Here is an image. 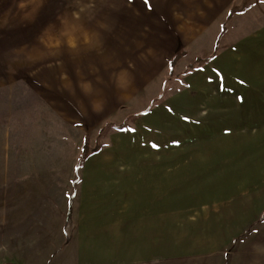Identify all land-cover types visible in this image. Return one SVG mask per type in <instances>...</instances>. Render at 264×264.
<instances>
[{
	"label": "rangeland",
	"instance_id": "obj_1",
	"mask_svg": "<svg viewBox=\"0 0 264 264\" xmlns=\"http://www.w3.org/2000/svg\"><path fill=\"white\" fill-rule=\"evenodd\" d=\"M96 4L0 0V219L8 196L1 191L3 179L18 178L1 175L9 169L86 162L111 170L101 176L110 179L119 167L148 169L155 179L166 169L169 200L163 209L154 207V217L169 216L170 238L164 249L154 247L155 263L168 254L187 264L207 259L191 256L205 253L215 264H264V125H258L264 110L255 90L249 92L248 115L227 111L241 109L246 94L241 83L235 86L232 68L240 73L258 49L224 57L213 72L208 65L214 57H208L178 73L183 48L153 49L145 61L139 55L145 49H68L42 42L52 22L55 38L65 30L64 11ZM118 50L121 56L114 57ZM174 50L179 52L171 66ZM84 144L87 156L80 154ZM206 157L212 167L198 169L188 159ZM130 258L113 264L140 261Z\"/></svg>",
	"mask_w": 264,
	"mask_h": 264
},
{
	"label": "crops",
	"instance_id": "obj_2",
	"mask_svg": "<svg viewBox=\"0 0 264 264\" xmlns=\"http://www.w3.org/2000/svg\"><path fill=\"white\" fill-rule=\"evenodd\" d=\"M93 1L97 4L91 9L64 11L65 30L55 38L57 23L52 22L42 42L68 49H145L139 53L145 61L153 49L183 48L186 54L174 68L178 73L187 63L208 57H214L208 65L213 72L224 57L241 56L245 52L241 49L257 48L250 62H242L240 73L231 67L236 70H232L235 86L241 83L246 94L241 109L237 106L227 111L228 115L237 110L248 115L249 92L255 90L264 110V0H149L151 11L143 0ZM178 52H172L168 64ZM121 54L118 50L114 57ZM128 54L131 56L130 51ZM110 55L107 52L105 57ZM194 86L196 94L198 86ZM130 140L133 143V137ZM85 143H89L87 136ZM188 159L194 160L198 169L213 166L208 157ZM85 165L18 167L1 172L3 177L18 178L3 179L1 184V191L8 196L3 195L1 201L0 264H113L127 262L132 255L140 260L133 264H178L168 254L155 263L157 256L153 255L154 247L164 249V240L170 238L169 216L154 217V207L163 209L169 200L167 170L155 179L154 171L119 167L111 173L117 177L110 179L101 176L111 170ZM191 256L207 259L187 264L216 262L212 254Z\"/></svg>",
	"mask_w": 264,
	"mask_h": 264
},
{
	"label": "trees",
	"instance_id": "obj_3",
	"mask_svg": "<svg viewBox=\"0 0 264 264\" xmlns=\"http://www.w3.org/2000/svg\"><path fill=\"white\" fill-rule=\"evenodd\" d=\"M199 64H200V63H199ZM171 66H173V63H171ZM86 149H87V146H86V144H84V145L82 146V153H83V155H85V156H87V155H86V154H87ZM96 151H98V149H97ZM96 151H93V153H95Z\"/></svg>",
	"mask_w": 264,
	"mask_h": 264
},
{
	"label": "snow or ice",
	"instance_id": "obj_4",
	"mask_svg": "<svg viewBox=\"0 0 264 264\" xmlns=\"http://www.w3.org/2000/svg\"><path fill=\"white\" fill-rule=\"evenodd\" d=\"M143 2H144L145 5L149 6L148 10L151 11V7L152 6L149 4V0H143Z\"/></svg>",
	"mask_w": 264,
	"mask_h": 264
}]
</instances>
